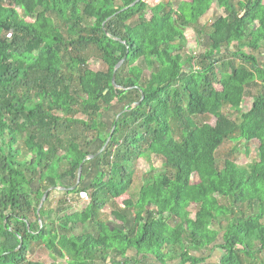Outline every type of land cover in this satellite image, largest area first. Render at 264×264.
I'll return each instance as SVG.
<instances>
[{"label": "trees", "instance_id": "16d2710c", "mask_svg": "<svg viewBox=\"0 0 264 264\" xmlns=\"http://www.w3.org/2000/svg\"><path fill=\"white\" fill-rule=\"evenodd\" d=\"M136 1L0 0L4 264H42L29 259L33 243L53 264H264V92L250 91L264 88V61L244 50L264 48V0ZM213 8L223 14L204 33ZM192 27L210 43L198 55L184 54ZM91 51L105 70L89 67ZM115 102L126 106L111 121ZM205 115L217 124H200ZM115 124L98 175L82 186L86 161L72 190ZM234 138L259 142L258 161L220 168L214 156ZM153 155L164 171L124 202L133 224L114 210L122 226L112 227L102 219L108 200L130 191L136 158ZM53 192L62 193L58 208H41ZM81 193L86 207L70 199ZM206 250L222 255L209 263Z\"/></svg>", "mask_w": 264, "mask_h": 264}, {"label": "rangeland", "instance_id": "374dc122", "mask_svg": "<svg viewBox=\"0 0 264 264\" xmlns=\"http://www.w3.org/2000/svg\"><path fill=\"white\" fill-rule=\"evenodd\" d=\"M149 4L156 5L161 1H168V0H147ZM223 14L221 10L211 9L210 12H208L201 20V28L203 29L204 33H208L210 31V27L214 23V21L218 18L219 15ZM127 16V12H123L122 16ZM199 32L202 33V31H197L196 28H190L186 31V35L188 38L189 43H191L186 49L184 50V54H190V55H198L205 49L209 48L210 43L208 41V37L205 35H201L199 37ZM202 42V44L198 43ZM244 50L246 52H249L251 54H255L258 57L261 58L262 61H264V48L254 51L252 50L248 45L244 46ZM91 57L89 60V67L94 71H102L106 69V66L103 64L100 57L97 55L96 52L91 51ZM223 58L226 60L231 61L232 57L231 54L225 53L223 54ZM237 63H241V59L235 60ZM148 72H146V75ZM264 92V88H262V85L260 83L254 84L250 87L251 93H257L258 91ZM253 102V98L249 96L247 98V105L251 106ZM126 105H120L118 103H114V106L111 110V112L107 113V119H111V121H115L117 117L125 110ZM127 110V109H126ZM198 122L200 124L209 123L211 125L217 124V118L212 115H205L198 119ZM237 136H239L238 133H236ZM237 138V137H236ZM236 138L234 139H228L225 141V143L222 145V147L219 149L216 156H214V160L220 168L224 165L225 161L227 159L233 160L237 162L241 166H246L248 164H251L253 162L258 161L259 155H258V148H259V142H253L251 144H246L243 142H237ZM207 161H211V159H207ZM134 170V184L130 191L124 195L121 198H118L116 200H108V205L106 206L104 210V216L102 217L103 220H107L109 224L114 226H122V222L118 220L115 215H113L114 210H120L121 213L126 217L127 224L131 226L134 221V213L133 209L125 207L124 202L130 197L134 200L138 198L139 192L143 186H145L151 179L152 175L158 172L164 171V164L163 160L157 156H152L151 159L145 158V157H137L135 160V165L133 167ZM99 173V158H95L90 160V163L85 169V181L82 183V186L88 187L92 180L96 178V176ZM193 181L197 183L199 181V177L197 175H194ZM62 198V193L59 192H53L50 199L45 202L44 205H46V208L51 207L52 209H57L59 206V202ZM89 199L82 196V193L80 196H70L71 201L73 204L79 206V207H86L90 203V195L88 197ZM114 203V205H113ZM192 212L195 213L197 211V206H193L191 208ZM73 211V210H72ZM70 210V212H72ZM53 216H56V214H53ZM57 218V217H56ZM85 231L87 232H93L97 233L98 227L96 225H88L85 227ZM206 258L208 259V262H217L221 257V252L219 250H216L214 252H210L209 250H206ZM29 259L32 261L41 262L42 264H53V257L51 255V252L46 248L44 244L41 243H33L32 249L29 252ZM259 261L264 262V252L262 254H258ZM0 264H4L3 261L0 259ZM66 264V263H63ZM145 264H158L152 259H149L145 261Z\"/></svg>", "mask_w": 264, "mask_h": 264}, {"label": "water", "instance_id": "95a60500", "mask_svg": "<svg viewBox=\"0 0 264 264\" xmlns=\"http://www.w3.org/2000/svg\"><path fill=\"white\" fill-rule=\"evenodd\" d=\"M141 1H143V0H137L135 3H133L132 6H135L136 4H138V3L141 2ZM125 60H126V58H124V59H123V60H122L117 66H116V68H115L114 76H113V82H114L115 85H116V74H117L118 70L122 67V65L124 64ZM143 100H144V96H143L142 100H141L140 102H138V104H136V106L140 105V104L142 103ZM118 118H119V116H118ZM118 118H117V119H118ZM115 129H116V124L114 125L113 130H112V133H111L110 137L108 138L106 144L104 145L103 149H102L100 152L91 155L89 158H87V159L84 161V163H82V165L80 166V169H79V173H78V182H77V185L74 186V187L72 188V190H75V189L77 188V186L81 183L82 176H83L84 165H85L86 161L97 158L100 154H102V153L107 149V147H108L109 144H110V141L112 140V137H113V134H114V132H115ZM47 195H48V194L46 193V194L44 195V197H43L41 208L43 207V205H44L45 202L47 201ZM70 196H74V197H75V196H80V194H71ZM39 212H40V211H39Z\"/></svg>", "mask_w": 264, "mask_h": 264}, {"label": "built area", "instance_id": "2783aa9c", "mask_svg": "<svg viewBox=\"0 0 264 264\" xmlns=\"http://www.w3.org/2000/svg\"><path fill=\"white\" fill-rule=\"evenodd\" d=\"M82 196H84L85 198L89 199L88 195L86 193H82Z\"/></svg>", "mask_w": 264, "mask_h": 264}]
</instances>
